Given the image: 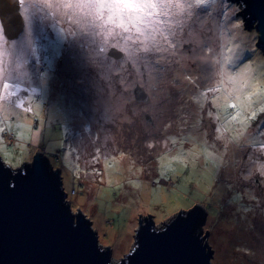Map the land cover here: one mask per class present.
Wrapping results in <instances>:
<instances>
[{
	"label": "rangeland",
	"instance_id": "374dc122",
	"mask_svg": "<svg viewBox=\"0 0 264 264\" xmlns=\"http://www.w3.org/2000/svg\"><path fill=\"white\" fill-rule=\"evenodd\" d=\"M239 11L230 0L197 9L200 22H188L174 54H157L163 58L140 65L139 73L129 63L132 75L123 82L101 80L71 37L61 41L56 54L52 45L59 27L34 30L27 57L7 50L6 70L23 64L18 97L34 103L33 112L26 113L7 101L8 112L19 113L31 131L25 129L23 139L15 131L0 134L1 158L16 169L44 151L53 167L61 168L73 211L81 209L91 219L100 244L112 247L115 263L132 248L140 216L152 215L160 226L181 210L203 205L213 264H264V175L258 170L264 163V114L249 122L239 140L231 139L234 132L219 137L220 124L207 115L214 105L196 99L215 85L214 70L197 59L202 45L188 36L191 30L201 42L214 41V47L229 41L239 67L250 65L254 81H264L257 31L245 28ZM26 34L25 21L17 40ZM137 86L148 101L135 99ZM161 157L171 167H162Z\"/></svg>",
	"mask_w": 264,
	"mask_h": 264
},
{
	"label": "water",
	"instance_id": "95a60500",
	"mask_svg": "<svg viewBox=\"0 0 264 264\" xmlns=\"http://www.w3.org/2000/svg\"><path fill=\"white\" fill-rule=\"evenodd\" d=\"M230 1L239 5L245 28L257 31L264 53V0ZM0 9V22L14 25L6 38H19L25 29L20 5L4 0ZM108 55L121 60L113 49ZM134 96L149 99L139 86ZM207 217L203 205L181 210L160 226L152 215H142L132 248L115 263L112 247L100 244L91 219L81 209L73 211L61 168L44 151L16 169L0 156V264H213Z\"/></svg>",
	"mask_w": 264,
	"mask_h": 264
},
{
	"label": "snow or ice",
	"instance_id": "6c2138e0",
	"mask_svg": "<svg viewBox=\"0 0 264 264\" xmlns=\"http://www.w3.org/2000/svg\"><path fill=\"white\" fill-rule=\"evenodd\" d=\"M16 2L23 9L27 34L19 40L15 37L9 40L6 36L14 25L0 22V134L15 131L17 137L23 139L25 129L30 132L31 126L21 121L16 111L8 112L7 101L12 99L14 108L26 113L33 112L31 105L34 102L18 97L25 75L23 64L16 62L11 69L6 70L4 58L8 49L20 57L30 55L31 36L34 30L43 31L45 27L53 29L59 27L57 40L52 45L56 54H59L61 41L71 37V44L81 47L84 38L95 30L101 21L105 24L123 26L125 29L131 27L133 31L128 35L137 38L147 50L137 53L135 46L128 47L125 43L122 46L123 50L113 48L114 53L121 56V60L114 62L109 58L110 63H117L119 67L129 58H133L140 65L148 67L163 58L157 54H174L176 48L180 46L179 37L188 22H200L196 10L214 5L216 0H16ZM3 4L4 0H0V5ZM201 26L203 27L202 23ZM64 32H67V36L62 35ZM188 36L190 41L202 45L200 49L202 55L197 59L207 63L214 70L216 80L214 86L200 93L196 99L198 102L210 100L214 105L215 110H209L207 115L214 117L220 124L217 128L220 138H224L225 133L234 132L231 139L239 140L247 130L249 122L255 120L259 114H264V81H254L250 65L239 67L237 50L235 46H229V41L224 40L214 47V41L201 42L191 30ZM119 39L122 40L123 37ZM40 79L43 84L44 77ZM184 79L189 83H195L191 76ZM31 91L35 93L37 89L32 88ZM35 107L38 111L39 105ZM149 147L153 145L150 144ZM261 150H264V142L261 144ZM205 153L210 158L213 156L206 148ZM172 159L180 160V156H173ZM164 160L165 157H161L162 167H171V162L164 164ZM258 170L264 175V163L259 165Z\"/></svg>",
	"mask_w": 264,
	"mask_h": 264
},
{
	"label": "clouds",
	"instance_id": "9594fccd",
	"mask_svg": "<svg viewBox=\"0 0 264 264\" xmlns=\"http://www.w3.org/2000/svg\"><path fill=\"white\" fill-rule=\"evenodd\" d=\"M132 31L131 27L125 29L123 26L105 24L101 21L96 29L84 38L81 47L84 50L86 62L95 70L101 80L109 82L114 77H119L120 81L123 82L127 75H132L128 71L129 63H131L133 70L139 73L140 63L136 59L129 58L127 62L117 68L113 66V63H110L107 56V53L113 48L123 50L122 46L125 43L128 47L135 46L137 53L146 51L147 49L144 48L143 43H140L134 36L128 35ZM121 36L123 37L122 40L119 39ZM109 87H111V83H109Z\"/></svg>",
	"mask_w": 264,
	"mask_h": 264
},
{
	"label": "flooded vegetation",
	"instance_id": "af4514ba",
	"mask_svg": "<svg viewBox=\"0 0 264 264\" xmlns=\"http://www.w3.org/2000/svg\"><path fill=\"white\" fill-rule=\"evenodd\" d=\"M145 119L150 122V124L154 125V120L151 118L150 115H145ZM258 186L260 187V183H258ZM250 202H253V200H250Z\"/></svg>",
	"mask_w": 264,
	"mask_h": 264
},
{
	"label": "trees",
	"instance_id": "16d2710c",
	"mask_svg": "<svg viewBox=\"0 0 264 264\" xmlns=\"http://www.w3.org/2000/svg\"><path fill=\"white\" fill-rule=\"evenodd\" d=\"M10 137L12 138V141H14V137H13L12 135H10ZM12 141H11V142H12Z\"/></svg>",
	"mask_w": 264,
	"mask_h": 264
},
{
	"label": "built area",
	"instance_id": "2783aa9c",
	"mask_svg": "<svg viewBox=\"0 0 264 264\" xmlns=\"http://www.w3.org/2000/svg\"><path fill=\"white\" fill-rule=\"evenodd\" d=\"M71 192L74 193L75 192V189L73 188V190Z\"/></svg>",
	"mask_w": 264,
	"mask_h": 264
}]
</instances>
